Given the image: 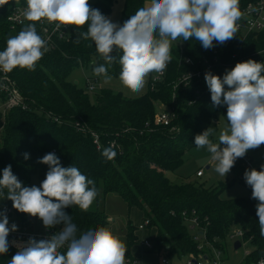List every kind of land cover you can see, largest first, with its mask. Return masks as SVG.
<instances>
[{
    "label": "trees",
    "instance_id": "trees-1",
    "mask_svg": "<svg viewBox=\"0 0 264 264\" xmlns=\"http://www.w3.org/2000/svg\"><path fill=\"white\" fill-rule=\"evenodd\" d=\"M116 2L95 0L91 6L108 17ZM248 2L240 0V6ZM25 4L26 0H9L0 7V51L5 49L10 36L22 29L12 31L8 19L16 7ZM144 5L145 0H125L120 24ZM86 30V26L79 30L72 26L68 39L57 41L56 46L37 63L34 71L17 67L10 72L28 109H14L7 115L0 111V174L11 165L22 186L29 187L34 176L41 184L48 166L38 160L45 154L55 153L62 166H76L95 181L98 190L95 200L118 194L130 208H137L143 213L140 225L149 221L145 239L152 241L153 245L151 250L143 247L146 253L158 256L198 254L199 242L195 240L198 233H193L188 222L196 216L200 231L223 252L227 248L229 233L235 228L243 229L246 241L253 248L244 264L259 261L264 256V237L260 235L256 216L257 201L251 195L231 200L222 198L227 188L242 182L241 165L235 164L231 169L235 174L232 180L212 187L197 182L174 184L166 173L182 167L185 154L196 147V135L212 127L215 131L210 139L214 141L218 117L222 116L227 122L226 106L217 107L211 101L204 78L205 69L209 67L212 74L223 78L230 63L264 59V31L245 38L237 33L232 40L215 44L207 50L195 39L187 42L180 40L182 48L178 45L171 48L172 59L165 78L153 89L150 88L145 96L128 99L114 92L101 91L92 102L87 89H81L68 80L77 68L93 70L105 63L91 40L82 39L79 44L74 43L78 31ZM113 55L118 57L119 54ZM186 57L193 59L197 65H184ZM200 61L206 65L199 64ZM199 71H203L201 77L192 79L188 86L179 84L188 72ZM108 73L119 76V63L114 62ZM5 101L6 96L0 93V106ZM159 103L175 112L172 126H176L178 132H171L172 126L154 125ZM77 122L100 136V149L90 133L83 134L75 129ZM113 142H116L114 150L117 154L114 159L108 160L102 156V151ZM262 150L264 145L249 151L255 153ZM24 153L29 154L27 160ZM6 195L4 190L0 199L6 201L24 226H28L30 215L14 209ZM65 212L71 215L77 235L90 228L109 225L108 216L99 209L82 211L73 206L66 208ZM58 226L64 225L61 223ZM136 231H140L139 226L129 228V245L138 244L140 237ZM16 252L9 246L8 252L0 255V264H8Z\"/></svg>",
    "mask_w": 264,
    "mask_h": 264
},
{
    "label": "clouds",
    "instance_id": "clouds-1",
    "mask_svg": "<svg viewBox=\"0 0 264 264\" xmlns=\"http://www.w3.org/2000/svg\"><path fill=\"white\" fill-rule=\"evenodd\" d=\"M7 3L9 0H0V7ZM26 5L23 17L29 23L7 39L0 51V71L9 73L17 67L35 70L48 51V41L38 33L37 22L54 24L53 31L86 26V31H78L74 43L82 39L94 42L105 63L95 66L93 74L110 81L108 68L118 62L119 80L135 93L144 89L150 73H163L167 68L173 41L195 39L205 50L211 49L236 37L244 18L240 0H147L122 25L93 8L89 0H26ZM204 78L213 105L226 106L228 127L220 132L218 142L210 139L215 130L209 127L195 136L194 143L211 154L214 171L225 177L238 158L264 145V63L248 59L226 70L223 78L211 71ZM116 154L111 145L102 151L108 160ZM23 156L29 158L28 153ZM38 162L48 166L39 187L22 186L8 165L0 174V194L6 190L5 198L12 201L14 209L39 218L46 229L61 223L64 227L48 239L13 241L18 251L8 264H126V245L111 229L90 228L77 235L71 215L65 212L73 206L82 211L90 208L98 195L95 181L76 166H62L55 153L45 154ZM244 179L257 201L256 216L264 237V165L260 170L247 169ZM8 224L6 211H0V255L8 252V236L17 230V225Z\"/></svg>",
    "mask_w": 264,
    "mask_h": 264
},
{
    "label": "built area",
    "instance_id": "built-area-1",
    "mask_svg": "<svg viewBox=\"0 0 264 264\" xmlns=\"http://www.w3.org/2000/svg\"><path fill=\"white\" fill-rule=\"evenodd\" d=\"M90 2V0H89ZM25 5H21L16 7L14 9L8 19V22L10 23V29L12 31H17L18 29H21L23 26H25L28 21L24 20L23 17V11L26 8ZM255 8L257 11H252V9ZM241 11L244 13V18L239 22L240 28L237 32L238 34H241L243 38L246 36L257 34L262 31H264V0H249V2L244 5L240 6ZM37 31L42 36V38L46 39L48 41V51H51L55 46L57 41L68 39V36L70 35V32L72 30V26H66L62 27L60 31H53L54 24H49L46 20H41L40 22L36 23ZM178 45L179 47H183V42L173 41ZM47 51V52H48ZM264 54V52H263ZM236 56H233L235 58ZM245 60H240L238 62H242ZM184 65L194 67L197 65V62H195L193 59L186 57L184 60ZM257 62L264 63V59H260ZM237 63V62H236ZM236 63H230L226 66L227 70L232 69ZM199 64H202L205 66L206 64L203 62H199ZM169 66V64H168ZM167 68L164 70L163 73H156L154 77L152 78L150 82V88L153 89L159 82H161L167 73ZM206 72L211 71L209 67H207ZM204 70V71H205ZM203 71L199 72H188L179 80V84H182L184 86H188L192 79L195 77L200 78L201 73ZM226 72V71H225ZM224 72V74H225ZM17 84L13 81L11 78L10 72L5 73L3 71H0V93L4 94L6 96L5 103L0 106V111L4 115H7V113L14 109H22L27 110L28 105L25 99L22 97V94L18 90ZM178 85H176L175 88H177ZM101 89V84L99 83L98 77L94 79H87V91L89 93L96 92L97 90ZM159 106L161 108L158 109V112H156L154 116V125L157 127H171L173 125V121L176 118V114L173 110L166 109L164 105L159 103ZM165 108V109H164ZM75 129L77 131L82 132L83 134L90 133L93 137V142L100 149L101 147V140L100 136L92 132L89 128H87L85 125H82L81 122H77L75 124ZM179 129L176 126L171 127V132H178ZM111 146L113 148L116 147V142L111 143ZM198 178H201L204 174L203 171H199L197 174ZM0 211H6V215L8 219L12 218L14 214V210L7 204H5ZM195 215V213H193ZM188 222L190 223V229L193 231V233L197 234L198 237H196V241L199 242L198 246V254H190L188 255V262L187 264H225V260L223 259V251L215 248L212 243H210L207 238L204 236V232L200 231L199 221L196 216H193L192 218L188 219ZM149 225V221H144L140 226L139 230L143 231L145 230ZM64 226L59 227L58 225L54 226L53 228L46 229L43 233H35L28 230L27 226L23 225V230L17 232H10L8 236L9 246L15 248L18 251V248L13 245V241H16L17 243L21 242H27L29 238H35L36 240L41 239H48L51 235L55 234L56 232H59L63 229ZM202 233V234H200ZM227 245H236V242H241V248L246 244L249 243V241H246L245 239V231L240 228L233 229L227 239ZM152 241L145 239L143 242V247L146 249H153V245L151 243ZM64 249H61V252H63ZM252 252H247L246 257L248 258L251 255ZM264 260V256L260 258L259 261ZM138 260H129L128 264H140V262H136ZM259 261L252 264H259ZM157 264H171L170 260L167 257H162L160 263Z\"/></svg>",
    "mask_w": 264,
    "mask_h": 264
},
{
    "label": "rangeland",
    "instance_id": "rangeland-1",
    "mask_svg": "<svg viewBox=\"0 0 264 264\" xmlns=\"http://www.w3.org/2000/svg\"><path fill=\"white\" fill-rule=\"evenodd\" d=\"M95 0H90V5L93 4ZM147 0H145L146 4ZM125 6V0H117V2L113 6V15L111 16L110 20L116 23V19L120 20L122 18V13ZM145 6V5H144ZM176 46L175 42H172V47ZM111 76L110 81H105L103 76H99V83L101 84V89L97 90L96 92L89 93V97L92 102L95 101L96 97L101 91L106 92H114V94L122 95L128 99H139L145 96L151 89H150V82L155 72L150 73L147 77V83L144 89L141 92L135 93L129 90L128 88L124 87L119 80V76H115L111 73H108ZM97 76L93 74V70L90 68L80 67L74 70V72L70 75L69 81L73 83H77L79 88L86 90L87 89V79H94ZM161 108L158 105V109ZM165 109V108H164ZM160 110V109H159ZM158 112V111H157ZM217 126L218 131L214 135V143L218 142L219 134L222 130L228 127L227 122L223 119L222 116H219L217 119ZM223 146V145H222ZM262 152V151H261ZM263 153V152H262ZM264 154V153H263ZM261 155V154H259ZM211 161V162H210ZM212 164V165H211ZM208 166H211V169H208ZM215 162L211 160V154L207 152L206 149H197L196 147L191 149L187 152L184 156V163L182 167H180L175 172H167V178L174 184H183V183H199L206 187H212L219 185L221 182H225L227 180H231V170L225 177L220 176L218 173L214 171ZM199 171H203L204 177L198 178L197 173ZM37 186L39 187L40 184L38 182L37 177L34 176L32 179L30 186ZM243 196H248L245 193V188L240 185H234L227 188L223 194L222 198L224 200H231L242 198ZM6 204L4 199H0V210ZM99 209L102 212H105L109 218V225L107 228L111 229L114 234L118 235L120 239L125 243L127 252H126V264L129 260L132 259V255L134 254L133 250L135 247H138L137 244L129 245L128 240V232L131 226H139L142 222V218L144 217L143 213L140 212L137 208H130L126 202H124L118 194H109L105 198H101L100 200H94L92 205L90 206V210ZM31 217V216H30ZM9 224L8 226L11 227L12 224L17 225V230L14 232H19L23 230V224L21 223L17 216H13L12 218L8 219ZM29 225L27 226L28 230L32 233H43L45 231V227L43 226L42 221L39 218L32 217L30 220ZM139 224V225H138ZM138 235H140V239L138 244H143L147 230L143 231H136ZM253 248L250 243H246L242 248L239 250H235L234 246L231 244L227 245V248L223 252V259L225 260V264H244L245 261L248 259L246 257L247 252H252ZM153 264L160 263L162 257H167L171 264H187L188 257L187 256H178V255H165V256H158L156 253H148ZM136 260V259H132ZM139 263V261H136ZM141 263V262H140ZM143 264V263H142Z\"/></svg>",
    "mask_w": 264,
    "mask_h": 264
},
{
    "label": "crops",
    "instance_id": "crops-1",
    "mask_svg": "<svg viewBox=\"0 0 264 264\" xmlns=\"http://www.w3.org/2000/svg\"><path fill=\"white\" fill-rule=\"evenodd\" d=\"M112 15H113V11H112V14L108 16V18L110 19ZM120 22H121V17H120V20L116 19V23L120 24ZM221 147H223V146L221 145ZM262 152L264 153L263 150H262ZM262 152L259 151V152L252 153V152L249 151V152L246 153V155L243 158H238L236 160V162H235V164L241 165L242 168H243L242 169V174H241V177H240L242 182L239 183V184L242 185L245 188V193H247L248 196L251 195L252 189H251L250 186L247 185V183H246V181L244 179V172L247 169H251V168H255L257 170H260L261 165H264V154ZM259 154H261V155H259ZM211 168H212L211 166H208V169H211ZM202 177H204V175ZM234 177H235V174L231 170V175H230L231 180ZM227 181H229V180H227ZM243 197H245V196H243ZM29 219L31 220L32 216ZM139 237H140V235H139ZM137 246L138 247H135V249L133 250L134 254L132 255V259L138 260L139 262H141L140 264H142V263L143 264H153V262H151L149 254L146 253L145 249L143 248V245L137 244Z\"/></svg>",
    "mask_w": 264,
    "mask_h": 264
},
{
    "label": "water",
    "instance_id": "water-1",
    "mask_svg": "<svg viewBox=\"0 0 264 264\" xmlns=\"http://www.w3.org/2000/svg\"><path fill=\"white\" fill-rule=\"evenodd\" d=\"M76 84H77V83H76ZM200 234H202V233H200ZM235 244H236V245H234V249H235V250H239V249L241 248V245H242L241 242H236Z\"/></svg>",
    "mask_w": 264,
    "mask_h": 264
}]
</instances>
